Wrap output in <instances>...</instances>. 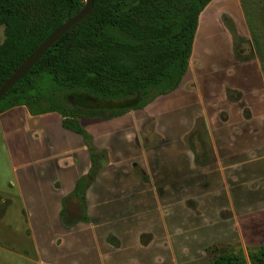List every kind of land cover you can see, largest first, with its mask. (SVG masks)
Listing matches in <instances>:
<instances>
[{"label":"crops","instance_id":"obj_1","mask_svg":"<svg viewBox=\"0 0 264 264\" xmlns=\"http://www.w3.org/2000/svg\"><path fill=\"white\" fill-rule=\"evenodd\" d=\"M244 22L240 0H212L181 84L79 118L90 141L57 111L0 113L38 264H212L210 247L264 245V72L239 58Z\"/></svg>","mask_w":264,"mask_h":264},{"label":"trees","instance_id":"obj_2","mask_svg":"<svg viewBox=\"0 0 264 264\" xmlns=\"http://www.w3.org/2000/svg\"><path fill=\"white\" fill-rule=\"evenodd\" d=\"M211 1L94 0L87 19L65 32L4 95L0 113L22 105L32 114L57 111L65 127L90 141L79 118L109 120L144 108L181 84L199 15ZM85 3L0 0L5 35L0 44V88ZM235 37L239 58L245 60V40ZM255 41L264 71V41ZM208 252L212 264H264V245L248 249V257L243 249L215 246Z\"/></svg>","mask_w":264,"mask_h":264},{"label":"rangeland","instance_id":"obj_3","mask_svg":"<svg viewBox=\"0 0 264 264\" xmlns=\"http://www.w3.org/2000/svg\"><path fill=\"white\" fill-rule=\"evenodd\" d=\"M240 1L245 20V36L242 37L245 42L242 46L262 64L255 39L264 41V0ZM233 36L235 41L236 37ZM4 39V26H0V44ZM12 178L8 148L0 130V264H38L35 245L29 238L19 198L10 184Z\"/></svg>","mask_w":264,"mask_h":264},{"label":"water","instance_id":"obj_4","mask_svg":"<svg viewBox=\"0 0 264 264\" xmlns=\"http://www.w3.org/2000/svg\"><path fill=\"white\" fill-rule=\"evenodd\" d=\"M94 8V0H86L85 6L73 17L58 27L33 53L32 55L10 76L0 88V100L14 87L50 49L54 43L70 28L80 22H84ZM79 31H77L76 35Z\"/></svg>","mask_w":264,"mask_h":264}]
</instances>
